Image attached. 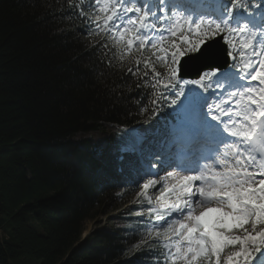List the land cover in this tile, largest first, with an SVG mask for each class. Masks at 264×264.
<instances>
[{
    "label": "snow or ice",
    "instance_id": "obj_1",
    "mask_svg": "<svg viewBox=\"0 0 264 264\" xmlns=\"http://www.w3.org/2000/svg\"><path fill=\"white\" fill-rule=\"evenodd\" d=\"M75 8L101 55L150 90L137 103L155 123L126 129L110 155L128 185L173 169L142 222L164 250L157 264H264V0H79ZM93 152L105 156L103 145ZM157 183L139 184L149 205Z\"/></svg>",
    "mask_w": 264,
    "mask_h": 264
},
{
    "label": "trees",
    "instance_id": "obj_2",
    "mask_svg": "<svg viewBox=\"0 0 264 264\" xmlns=\"http://www.w3.org/2000/svg\"><path fill=\"white\" fill-rule=\"evenodd\" d=\"M78 3L0 0V264H157L137 206L82 239L134 186L110 155L118 136L155 120L137 103L150 90L101 55Z\"/></svg>",
    "mask_w": 264,
    "mask_h": 264
},
{
    "label": "rangeland",
    "instance_id": "obj_3",
    "mask_svg": "<svg viewBox=\"0 0 264 264\" xmlns=\"http://www.w3.org/2000/svg\"><path fill=\"white\" fill-rule=\"evenodd\" d=\"M119 137V136H118ZM119 143V140L117 139V144ZM167 171H172L171 168H166L163 170V173H159L156 177H144L142 179L141 182H139V184H142L144 182V180L152 178L155 179L157 181H160V183H157L155 187H150L147 190V196L151 198L152 200V204L149 205L147 204H143L142 201L146 200L144 198L143 195H138L140 194L143 190L142 188L139 186V184L134 185L133 187H131L130 189H127L126 191H119L118 193H116L114 195V199H115V204L113 205V207L108 211V215H104V216H99L98 219L94 222H90L87 221L84 223L83 227H84V231L82 234V239H84L87 235L91 234L95 229H102L107 222V218L108 217H116L117 215L120 214V212L124 211L126 208L128 207H135L138 206L139 208L137 210H139L137 213H143V215H134V217L138 218V219H145L148 211H147V207H159L160 205V201L158 200V197L160 195V189L162 188V186L164 185L165 181L160 180V178L162 176H165ZM167 183L170 185L172 183L171 180L167 181ZM174 199V198H172Z\"/></svg>",
    "mask_w": 264,
    "mask_h": 264
},
{
    "label": "water",
    "instance_id": "obj_4",
    "mask_svg": "<svg viewBox=\"0 0 264 264\" xmlns=\"http://www.w3.org/2000/svg\"><path fill=\"white\" fill-rule=\"evenodd\" d=\"M188 79H191L192 77H187Z\"/></svg>",
    "mask_w": 264,
    "mask_h": 264
}]
</instances>
